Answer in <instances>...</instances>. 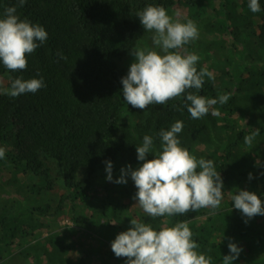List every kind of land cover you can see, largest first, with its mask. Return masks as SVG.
Listing matches in <instances>:
<instances>
[{
	"label": "trees",
	"instance_id": "1",
	"mask_svg": "<svg viewBox=\"0 0 264 264\" xmlns=\"http://www.w3.org/2000/svg\"><path fill=\"white\" fill-rule=\"evenodd\" d=\"M201 1L26 0L20 7L18 0H0V18L15 6L22 19L40 24L48 34L27 56L26 70L9 72L0 64V76L42 77L45 84L15 98L0 93V147L5 149L0 192L15 196L0 197V264L10 262L16 252H27L33 264H126L111 251L108 229L116 237L131 227L133 218L157 230L164 219L168 226L189 221L198 251L213 264L229 255V242L242 249L232 264H264V216L247 219L231 200L247 190L264 206V0H259L258 13L250 11L249 0H217L216 8ZM149 4L174 11L178 19L199 7L215 23V39L203 45L208 56L195 54L200 57L198 71L210 74L197 94L215 99L229 95L225 104L214 106L219 115L210 110L193 119L183 97L144 110L123 100L120 81L128 71L111 59L122 61L145 40L148 32L136 13ZM177 121L184 125L178 134L181 146L212 160L220 173L224 198L215 215L202 208L153 219L137 205L130 176L125 184L114 182L122 168L142 165L135 149L145 135L154 138L159 150L158 133ZM255 129L259 135L246 145L244 137ZM51 160L59 166L57 183L50 179ZM106 162L112 165V182L106 179ZM62 215L77 233L57 229Z\"/></svg>",
	"mask_w": 264,
	"mask_h": 264
},
{
	"label": "clouds",
	"instance_id": "2",
	"mask_svg": "<svg viewBox=\"0 0 264 264\" xmlns=\"http://www.w3.org/2000/svg\"><path fill=\"white\" fill-rule=\"evenodd\" d=\"M25 3L26 0H18L20 7ZM248 7L253 13L261 11L259 0H249ZM136 15L143 30L152 34V47H139L131 52L134 62L120 81L123 100L133 108L144 110L150 105H164L169 100L183 97L184 107L193 119L204 117L210 110L212 115H219L214 106L225 104L229 95L215 99L197 94L210 74L206 69L198 71L196 65L200 57L184 48L199 38L197 24L191 19L186 22L174 19L158 5L149 4ZM47 38L43 26L22 19L17 14V7H7L0 18V64L9 72L26 70L27 56ZM9 79L10 87L0 89V92L13 98L36 93L45 86L42 77ZM183 127V122L177 121L169 130L162 129L158 133L159 150L154 147V138L145 135L142 144L135 149L142 165L135 170L131 165L122 168L120 177L114 181L125 184V177L130 176L137 189L134 196L137 205L153 219L184 215L202 208L211 209L209 214L215 215L224 198L222 178L214 162L197 158L181 146L178 134ZM258 135L259 129H255L244 137V143L251 145ZM149 156L152 159H148ZM4 157L5 149L0 147V159ZM106 164V179L112 182L111 162ZM248 178L252 179L251 173ZM231 200L233 207L247 219L264 216V206L255 193L239 190L231 195ZM169 223L164 219L157 230L151 224L133 218L131 227L111 242V251L117 258L126 257V264H213L210 256L198 251L200 246L193 240L189 221H177L173 226H168ZM228 249L229 255L222 258L221 264H232L242 251L232 242L228 243Z\"/></svg>",
	"mask_w": 264,
	"mask_h": 264
},
{
	"label": "rangeland",
	"instance_id": "3",
	"mask_svg": "<svg viewBox=\"0 0 264 264\" xmlns=\"http://www.w3.org/2000/svg\"><path fill=\"white\" fill-rule=\"evenodd\" d=\"M196 1H198V0H196ZM224 3H226V2H224ZM204 4L208 5V6H212L213 8L220 7L217 0H202L200 5H204ZM171 11L172 10L167 11L168 14L170 16H172L174 19H178L177 16H175L174 11L172 13H169ZM175 12L178 13L179 15L182 13L181 9H178ZM188 19L193 20L197 24V27L199 29V38L197 40L190 42L188 45L184 46L186 52H194V53L198 52V54H200L202 52V54L204 56H208V54L205 53L206 50L202 51L203 45H204V41L208 43V41L215 39L216 36L214 37V35L212 34L213 33L212 32L213 27H215V23L213 21H211V23H212L211 24L210 21L206 19V12L201 10L199 7L196 8L195 10L192 9V13H187L184 19L179 18V20L181 22H186ZM205 31H209L208 34L209 33L210 34L209 35L205 34ZM201 33H204V35ZM151 35L152 34L150 32H148V35L145 38V40L142 43H140L137 48H139V47H148V48L152 47V43H151V39H150ZM208 45H210V44H208ZM111 60L114 61L115 64L117 66H119L120 68H123V69L128 71L131 63L134 62V57L130 54L125 59H123L122 61H119V62H117L113 59H111ZM0 78H2L3 80L6 81L5 83L0 82V89L7 88L8 87L7 84L9 81L8 76H2L1 75ZM0 93H2V92H0ZM48 168H50V179L55 183L59 182V180H60L59 175H58L59 166H58L57 162H55V161L48 162ZM16 172H17V170L15 171V174L17 176L22 175V173H16ZM7 173H11V171H9ZM7 176H9V175H7ZM7 176H6V178H7ZM43 182H47V178L42 179L41 183H43ZM61 184H62V181H61ZM5 187L7 188V184H5ZM10 192H13V191L10 190ZM9 195H10V197H15L14 193L11 194V193H9V191L6 192L4 189H3V193L0 192V197L2 199H7L9 197ZM74 207H76V206L73 205L72 208H74ZM68 215L70 216V214H68ZM48 219H49V222H53L55 220V216L48 217ZM57 225L59 226L57 228L58 230L63 229V227H65L64 231L66 233L74 234V232L75 233L78 232L77 230H74L75 225L71 222L70 218L67 219L66 216L59 217L57 219ZM108 230H109L108 237H109L110 241L112 242L115 239V233L112 232V230H110V229H108ZM89 231L92 232V228H89ZM41 246H42V244H40V243L37 245V247H41ZM48 248H49L48 250H52V251L54 250L53 248H51L49 246H48ZM107 249H109V247ZM41 250H44V249H41ZM19 253L20 252H16L14 254V256L12 257L11 261L10 262L6 261L5 264H33L32 257L31 256H25L27 252L25 254H22V253L19 254ZM31 253H33V252L29 251V254H31ZM53 253H54V251H53ZM124 259L127 260L126 257H124Z\"/></svg>",
	"mask_w": 264,
	"mask_h": 264
},
{
	"label": "bare ground",
	"instance_id": "4",
	"mask_svg": "<svg viewBox=\"0 0 264 264\" xmlns=\"http://www.w3.org/2000/svg\"><path fill=\"white\" fill-rule=\"evenodd\" d=\"M249 31H250V30H249ZM58 243H59V242H58ZM58 243H57V244H58Z\"/></svg>",
	"mask_w": 264,
	"mask_h": 264
}]
</instances>
